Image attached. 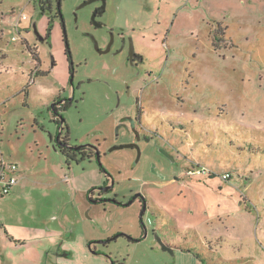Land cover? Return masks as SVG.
I'll return each mask as SVG.
<instances>
[{
  "label": "rangeland",
  "instance_id": "obj_1",
  "mask_svg": "<svg viewBox=\"0 0 264 264\" xmlns=\"http://www.w3.org/2000/svg\"><path fill=\"white\" fill-rule=\"evenodd\" d=\"M83 1L60 5L75 65L64 86L60 30L41 42L37 0H0V161L23 176V192L0 195V223L8 233L46 224L72 240L93 218L75 264H264V0H105L100 21L125 28L144 53L139 66L125 53L95 51L90 35L101 45L104 31L89 19L98 2L78 8ZM52 59L55 70L42 73ZM127 83L138 96L117 98ZM66 98L62 134L68 145L99 142L107 151L99 162L114 185L105 195L117 203L87 198L105 181L95 158L68 162L53 147L51 105ZM129 106L141 110L140 138L111 149L133 139L117 124ZM202 166L211 174L186 175ZM136 193L147 198L141 219L138 200L123 205ZM0 231V264H31L37 244L19 246ZM117 233L132 239L96 242Z\"/></svg>",
  "mask_w": 264,
  "mask_h": 264
},
{
  "label": "flooded vegetation",
  "instance_id": "obj_2",
  "mask_svg": "<svg viewBox=\"0 0 264 264\" xmlns=\"http://www.w3.org/2000/svg\"><path fill=\"white\" fill-rule=\"evenodd\" d=\"M96 1L98 2V4L94 7L91 13L89 24L92 27V29L94 30L103 29L104 32L102 36L103 43L101 45L99 44L98 40L94 38L93 35H90V37L92 38L93 44H94L95 51L98 54L111 53L112 55H119V54L125 53V61L129 65L139 66L140 64H143L144 63V53L136 49V47L133 45V41L131 37H128L127 39L124 36L123 30L125 28H122L120 26L107 27L105 23L100 21V18L105 10V0H85L82 2L84 3L82 6H85L87 4H90ZM37 3H38L40 15L45 17L44 18L45 24L43 25V28L41 30L35 25L34 27L35 28V32H34L35 38L37 40H40L41 42H48L50 45L53 31L56 28L60 30L61 41L63 43L64 56H65L66 64H67V78H66V82L64 86H67L69 83L72 84L73 82V77L75 73V65L72 62L67 33H66V27H65L64 19L60 11V5L62 3V0H37ZM80 5L78 8L82 7ZM127 30L134 31L135 27H130ZM35 50H37L36 46H35ZM37 62H39L37 63V65H39L40 61L37 60ZM55 64H56L55 60L52 59L50 68H48L46 71H41V72L42 73H52L55 70V67H56ZM131 90L135 92L134 95L136 93H139L140 91V89L136 87H133L131 89L130 85L127 83L125 85V88H123V90L120 91L121 94L119 92L116 93L117 98H120L121 95L129 98L133 94ZM74 91H75V87L72 88V93ZM136 96H138V94L135 95V97ZM72 98H73V95H71V99ZM70 102H71L70 99L66 98V99H61L60 101H55L51 105V109L54 114V120L55 122H57V125H58V133L54 137L53 147L54 149L59 150L66 157L68 162L69 160L79 162L84 159L95 158L97 162L99 163L97 154L99 155V160H100L102 154H105L107 152L105 149L104 150L101 149V145L99 144V142L95 143V142L86 141L82 143H77L75 145H68L67 133L65 135L62 134V130L65 127V122L62 116L60 115V111L65 110L67 107H69L71 104ZM132 111H133L132 108L130 111V106L129 108H123L124 115H122L119 118L117 124L118 125L121 124V126L125 128L128 134H132L133 139L129 141L128 143H132L133 145L131 146V148H135L134 142H138L140 138L139 130L137 128V123L140 122L141 110L136 109L134 113H132ZM125 112H128V113H125ZM116 131H117V128L115 132ZM115 135L118 136V132H116ZM78 145H83V146L79 148H74V146H78ZM99 169L101 172L105 174V181L87 189L86 190L87 198L89 199L91 204H96L97 202L100 203V202L110 201L111 199H114L115 200L114 202H116V196L110 195L111 196L110 197V196L105 195L106 193L111 194L113 185H114L113 179L111 178L110 174H108V172L105 170V168L101 166L100 163H99ZM140 194L144 197V200L146 201V207H147L148 206L147 198L145 194L143 193H140ZM134 195H132L131 198ZM141 195L136 196L134 198V200L139 201L140 207H142V204H143V198L141 197ZM92 200H97V201L92 202ZM93 242L94 241H91V243ZM59 252H62V251H59Z\"/></svg>",
  "mask_w": 264,
  "mask_h": 264
},
{
  "label": "crops",
  "instance_id": "obj_3",
  "mask_svg": "<svg viewBox=\"0 0 264 264\" xmlns=\"http://www.w3.org/2000/svg\"><path fill=\"white\" fill-rule=\"evenodd\" d=\"M65 82H66V78L64 79V84ZM17 174H18L17 175L18 181L11 188L9 193L17 194V193L23 192V184L21 182L23 176L19 168H18ZM94 185L95 184H93L92 186ZM90 187H88V189ZM0 195L2 194L0 193ZM92 222H93V218L87 219L86 225L88 226V228H85L86 232L83 236L81 234H75V232L74 233L72 232L73 233L72 240H68L70 239V236H65L63 238L64 232L60 234L59 237L55 238V230H51L50 227L46 224H40V223H34V222L18 223V224H15V226L19 230L12 232V233H8L6 231L7 227L4 226L3 223H0V227L4 228V232L7 237L9 234L10 237H8V239L10 242L17 240L19 246L26 245L27 241L35 242L37 244V249L33 250V255H34V257H32L33 259L30 260L28 256L26 258L29 261H31V264H53L54 262L53 258H49V253L50 251H52L53 247H54L53 255L55 257V262L57 264H71V263L75 264V257H73V255L75 254V249L76 251L78 250L82 253H84V251L87 250L86 243L87 241H89L88 239L90 238L88 234L91 231V229L89 228L91 227L90 224ZM4 240H5L4 235H2L0 231V243L3 242ZM64 250L72 251V258H67L65 255H63L62 252ZM59 251H62V252H59ZM1 255L2 254L0 253V257ZM4 256L5 255L2 256L3 260H5ZM21 264H24V263L21 262Z\"/></svg>",
  "mask_w": 264,
  "mask_h": 264
},
{
  "label": "built area",
  "instance_id": "obj_4",
  "mask_svg": "<svg viewBox=\"0 0 264 264\" xmlns=\"http://www.w3.org/2000/svg\"><path fill=\"white\" fill-rule=\"evenodd\" d=\"M25 18L24 15L21 16ZM34 74V72H33ZM30 73L29 82H33L34 75ZM18 172V166L14 162H7L2 159L0 161V193L8 194L11 188L17 183L16 173ZM198 173H209L211 174V170L205 167H200L197 169H189L186 175H196ZM229 174H223L222 178H228Z\"/></svg>",
  "mask_w": 264,
  "mask_h": 264
},
{
  "label": "water",
  "instance_id": "obj_5",
  "mask_svg": "<svg viewBox=\"0 0 264 264\" xmlns=\"http://www.w3.org/2000/svg\"><path fill=\"white\" fill-rule=\"evenodd\" d=\"M84 3H82L80 6H82ZM133 144H120V145H118V146H114V147H112L111 149H114V148H123V147H131ZM81 146H83V145H78V146H74V148H79V147H81ZM97 158H98V161H99V155L97 154ZM100 163V162H99ZM139 195H141L140 193H136L131 199H129L128 201H126L125 203H123V205H129L130 203H132L133 201H134V198L136 197V196H139ZM141 197L143 198V204H142V207H141V211H140V219H141V216L143 215V213L145 212V210H146V201L144 200V197L141 195ZM97 200H92V202H96ZM110 201H112V202H114L115 200L114 199H111ZM120 235H125L124 233H117V234H115V235H113V236H111V237H109L108 239H106V240H98V241H96V242H98V243H105V242H107V241H110V240H114V239H116L118 236H120ZM125 236H127V238H129V239H132L130 236H128V235H125ZM156 239H158V241L160 242V239L157 237ZM161 243V242H160ZM161 246H162V249H168V247L167 246H165L164 244H162L161 243ZM88 247H90V243L88 244ZM113 264V263H112Z\"/></svg>",
  "mask_w": 264,
  "mask_h": 264
},
{
  "label": "trees",
  "instance_id": "obj_6",
  "mask_svg": "<svg viewBox=\"0 0 264 264\" xmlns=\"http://www.w3.org/2000/svg\"><path fill=\"white\" fill-rule=\"evenodd\" d=\"M89 243H91V242H89ZM62 254L65 255L67 258H72V251H70V250H64L62 252ZM112 263H113V261H112Z\"/></svg>",
  "mask_w": 264,
  "mask_h": 264
}]
</instances>
